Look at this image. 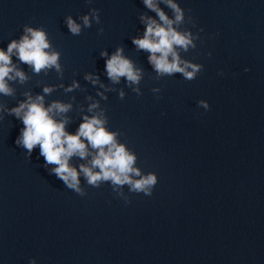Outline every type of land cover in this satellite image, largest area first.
Returning a JSON list of instances; mask_svg holds the SVG:
<instances>
[{"label": "clouds", "instance_id": "obj_1", "mask_svg": "<svg viewBox=\"0 0 264 264\" xmlns=\"http://www.w3.org/2000/svg\"><path fill=\"white\" fill-rule=\"evenodd\" d=\"M88 2L91 3L92 0ZM160 3H164L171 10L172 18L159 7ZM143 4L154 12L158 19L141 15L140 20L146 25L144 34L140 38L133 37L132 43L137 50L149 53L148 61L158 77L181 74L187 81L195 80L204 66L182 58L181 52L195 50L196 41L200 40L199 33L204 29L200 28L194 33L187 27H182L186 24L196 27V22L191 15H187L186 18V10L176 0H143ZM190 11L189 9L188 12ZM80 19L85 28L91 27L92 20L97 24L101 22L99 10L95 8L91 9L89 15H84ZM65 23L72 35L81 34L82 25L72 16H67ZM23 31L24 34L19 41L12 40L8 44L7 51L0 49V94L5 96L14 94L9 81L18 79L20 83H24L28 79L26 74L13 64V54L21 63L29 65L36 74L50 69L62 74L59 62L61 53L52 47L46 30L43 27L34 28L25 24ZM103 31V28L99 29V33L102 34ZM208 55L211 56V52ZM101 56L108 57L105 61V71L113 84H118L122 77L130 87L140 84L143 71L123 55V48H117L110 57L107 51L101 52ZM244 71L248 72L250 69L245 68ZM219 75H223V72ZM85 79L93 84L99 82V77L91 73L86 74ZM78 87L79 84L74 81L65 91L71 92ZM132 90L137 96L142 95L139 87H133ZM52 91L53 87L43 88L44 94H50ZM152 91L159 93L161 89L153 88ZM25 95L27 97L25 101L19 103L17 107L7 109L8 113L19 119L23 125L15 143L24 148L29 157L39 146V155L44 158L45 166L55 165L51 173L69 189L84 195L79 179L82 173L87 183L95 187L101 182H111L114 190L128 185L132 192L152 195V190L158 182L157 176L154 173L141 175L140 169L134 166L137 159L134 152L118 142V132L105 127L107 118L103 110L92 116L85 115L78 130L73 134L66 131L68 118L65 114L72 108L70 103L53 101L45 107L44 95H37L34 98L28 93ZM98 95L106 99L103 93ZM119 96L123 99L125 93L120 91ZM199 106L209 109L208 103L203 100L199 101ZM97 108L99 102H94L89 105L88 112L93 113ZM74 156L81 160H87L91 156V159L88 164H80L77 169L70 164ZM29 264L37 262L32 259Z\"/></svg>", "mask_w": 264, "mask_h": 264}]
</instances>
